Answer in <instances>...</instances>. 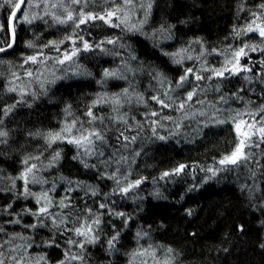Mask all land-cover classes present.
<instances>
[{"label": "trees", "instance_id": "trees-1", "mask_svg": "<svg viewBox=\"0 0 264 264\" xmlns=\"http://www.w3.org/2000/svg\"><path fill=\"white\" fill-rule=\"evenodd\" d=\"M261 4H264V0H154L151 15L142 32H122L118 28H109L106 25L90 27L88 32L91 34L85 33V39L90 42L119 38L128 49L117 45L115 50L120 56L104 55L98 50L82 53L79 62L92 73L91 76L73 77L66 73L68 78L47 85L49 89L47 95H41L36 100H33L31 95L23 97L27 103L19 104L4 121L3 128L9 132V137L6 144H0V174L4 177L18 176L24 167V157L35 155L46 148L44 139L35 135L37 132L59 131L66 120L71 121L73 116L87 120L84 115L85 109L98 94L112 95L122 92L123 88L128 87V80H132L137 91L148 98L155 94L153 88H160L157 81L149 74L151 70L154 69L168 79L175 80L183 74L184 67L199 66L195 60H185L183 65L174 64L168 56L162 54L161 48L175 52L191 45L195 50L191 54L195 57L201 49V44L195 41H201L204 49L209 52L212 49L222 51L229 45L239 47L243 42H259L260 37L256 33L237 38L233 29L244 27L246 21L252 19L250 13L259 12ZM33 10L39 11V9ZM137 15V20L143 18L141 12L138 11ZM7 17L8 10L0 9V24L6 25ZM97 23L102 24L99 21ZM162 25L173 26L171 29L173 39L157 46L150 37ZM66 31L70 32V29H65L63 26L47 27L39 21L31 26L21 23L16 30L14 53L2 58L12 63V70L23 75L24 69L18 67L22 61V54H32L36 51L26 48V42L32 40L40 46L47 44L48 41H59L63 39ZM37 35L39 39H36ZM0 39L9 40L10 34L5 36L0 32ZM62 47H68V44ZM106 47L113 48L112 45ZM129 49L138 58L136 61H131L132 66H143L144 71L136 73L135 76L128 73V80L109 79L101 87L97 81L101 78L103 69L118 68L122 59L129 56ZM45 52L50 56L57 55L52 48H46ZM262 59L264 53L249 52L248 57L241 60L242 64H248L249 60L255 62L252 65L253 71L247 73L253 76L251 85L242 79L245 73L220 81L223 94L229 97L228 105L223 107L231 106L232 109L242 110L246 106L257 108L264 105V83H261L260 78L255 75L264 72L259 63ZM207 60L211 66L218 67L223 57L212 53L207 56ZM25 67L41 66L26 65ZM55 67L59 68L58 65ZM41 71H44L42 67ZM51 71L50 64L44 75L50 78ZM203 74L209 75L208 72ZM9 76L8 64L0 66V108L21 99L17 94L5 90ZM216 82L212 80L201 83L207 87ZM249 89L253 90L249 91ZM31 90H38V86ZM237 92L241 100L231 98L232 94ZM219 95L220 93L209 91L207 98L209 101H215ZM149 103L153 108H159L154 102L149 101ZM68 106H71V116L64 111ZM105 106L96 109L97 116L107 118L116 115L110 105L105 104ZM200 107L198 104L195 105V110ZM206 110L212 111L211 108ZM145 111V108L135 102L125 104L120 109L122 114H127L129 124L132 126V130L126 135H137L135 124L136 121H144ZM164 112L179 119L177 113L168 112L167 109ZM205 119L198 116L196 120L183 121L186 126L180 129L181 135L167 141L154 139L148 130V125L144 124V131L139 133L136 144L129 145L128 150L120 148V152L125 156H129L132 150L141 152L140 156L135 158V163L130 165L129 179L144 178L140 188L130 192L127 198L119 194L110 195L108 198L109 207L132 217L127 228L123 227L119 218L107 215V209H99V203L104 200L103 195L92 196L90 192L85 195L87 190L83 187L85 185L96 187L101 193L110 194L115 187L113 180L101 178L97 168H85L78 160H74L73 156L76 154L74 145L67 143L53 145V148L61 150L62 155L56 167L43 172V176L49 181L44 187L50 188L53 183L55 184V191L51 195L58 202L65 195L64 190L69 187L67 181H72L73 187H76V182H81V187L68 193L75 207L65 208L63 211L71 212L73 218L84 216L86 215L84 208L87 204L94 210L105 213L102 217L104 223L101 227L104 231L101 233L100 241L85 248V264H144L145 259L147 264H154L151 258L133 256L137 249L147 248L150 245L162 262L169 256L167 249L171 248L172 264H264V167H262L264 155H257L255 158L260 164L253 162L247 167L220 172L216 178L205 182L206 175L210 174L202 169L210 166L219 167L216 161L230 153L235 143V132L230 123L210 124L204 127ZM105 124L110 125L109 130L106 131L109 144L104 146L105 157L99 159L93 157L89 160L90 164H97L100 169L104 166L99 161L110 156L118 147L116 139L119 135L118 129L125 127L107 119ZM169 127L173 125L170 124ZM161 134L168 135L164 130H161ZM51 151L48 149L43 152L41 159L45 164L47 163L45 158L50 159ZM252 151L259 153L260 149L253 148ZM132 154L134 155V152ZM179 164H186L189 167L180 175L160 179L164 171H171ZM115 167L116 165L112 164L107 171L111 172ZM250 169L256 171L255 178L251 176ZM17 184L22 186L21 181H17ZM157 189L165 198L153 196ZM39 191L40 189L35 190V192ZM13 201H15L13 203L15 212H20L24 207L34 211L37 209L32 198L17 200L10 192H0V207ZM53 211H60V208L56 207ZM10 219L12 217L0 215V227L5 229V233H0V242L14 235L17 238L12 241L13 246L30 242L32 246L27 249L29 256L33 259L44 256L46 264H60L64 259L65 250L69 248L66 241L69 237L76 239L70 231L61 235L50 228L32 231L24 227L25 223L35 222L31 215L23 216L22 223L18 225L8 224L7 221ZM113 224L121 228V237L116 250L110 253L107 249V239L108 234L113 231ZM54 232L60 246L46 247L44 242L51 239ZM137 232L146 235L138 240ZM19 236L30 239L22 240ZM21 251L22 248H17L12 254L18 255ZM73 251L80 250L73 248ZM71 264L77 262L73 261Z\"/></svg>", "mask_w": 264, "mask_h": 264}, {"label": "snow or ice", "instance_id": "snow-or-ice-1", "mask_svg": "<svg viewBox=\"0 0 264 264\" xmlns=\"http://www.w3.org/2000/svg\"><path fill=\"white\" fill-rule=\"evenodd\" d=\"M154 0H0V9L8 10L7 24H0V32L5 36L11 34V42L7 39H0V66L8 64L10 76L7 78L5 90L8 93H15L20 100L13 104H9L0 108V144L8 142L9 132L3 128L5 119L14 111V109L21 103H27L23 97L31 95L33 100H36L41 95H47L49 89L47 85L55 84L61 79L68 78L66 73L73 77L91 76L92 73L80 64V57L82 53H89L99 51L104 55L120 56L116 51L117 45L121 48L128 49V46L123 44L119 38H107L100 41H92L85 39V33L90 27H102L106 25L109 28H118L122 32H142L143 26L147 23L148 17L151 15V10ZM259 12H251V20L246 21L244 27L234 28L233 32L237 38L246 36L250 33H256L260 37L257 43L243 42L239 47L227 46L224 50L212 49L211 52L204 49L201 41L195 43L201 44V49L195 57L191 54L194 49L191 45L180 48L175 52H169L167 49L161 48L163 55L168 56L174 64L183 65L185 60H195L199 66L184 67L183 74L178 79L170 80L162 73L151 70L150 75L160 85L159 89L153 88L155 94L146 98L142 92L137 91L132 80H128V73L133 76L138 72L144 71L143 66L133 67L131 61H136L138 58L132 54L129 49V56L122 59L121 65L118 68H104L101 78L97 81L103 87L109 79L128 80V87L123 88L122 92L108 95L107 93L98 94L96 98L86 107L84 115L88 118L82 120L74 117L71 121H67L60 128L59 131H49L47 133L37 132L35 135L44 139L46 148L42 149L35 155H28L23 159V170L18 176L4 177L0 174V192L12 193L13 196L19 200H28L32 198L35 200L37 209L34 211L31 208L24 207L20 212H15L12 203L0 207V215H7L12 217L8 220V224L18 225L22 223L23 216L31 215L34 218V223H25L23 226L35 231L39 228L54 229L55 232L61 235L67 232H72L76 239L68 238L66 243L69 248L65 250L64 259L60 264H71L75 261L77 264H85V248L89 244H95L100 241L101 233L104 229L101 225L104 223L102 217L105 215L103 211H96L92 207L85 204L84 212L86 215L73 218L72 213H65V208L72 209L75 206L72 204V197L68 195L76 191L77 187H81V182H76V187H73L72 181H67L69 187L66 188L65 195L55 201L51 193L55 191V184L52 187L45 188L44 185L49 181L40 173L48 171L56 167L61 159L62 152L53 148L57 143H67L74 145L76 154L73 156L74 160H78L85 168H97L100 172L101 178L113 180L115 187H113L110 194L101 193L96 187L85 185V195L88 192L92 196H104V200L99 203V209H107V215L113 218H119L124 228H127L132 217L124 212L116 211L109 207L107 201L110 195H121L127 198L130 192L140 188L144 183V178H137L135 180L129 179L131 175L130 165L135 163V158L140 156L139 150H132L129 156H125L120 152V148L128 150L129 145L136 144L139 139V133L144 131V124L148 125V130L152 133L154 139L160 141H167L174 136L181 135L180 129L186 125L183 121L196 120L197 117H205L203 126L208 127L210 124L223 125L230 123L232 130L235 132V143L230 153L223 155L216 161V166H210L202 169L210 175H206L205 182L217 177L218 173L247 167L250 163L255 162L260 164V161L255 159L257 155H264V105L257 108L245 107L244 109H232L228 105L229 97L225 96L221 90L222 80H228L232 76L240 75L242 79L249 85L253 82V76L248 75L253 71L252 65L254 61L249 60L248 64H242L241 60L247 58L249 52L264 53V4L259 5ZM33 9H39L34 11ZM243 10V8L241 9ZM141 12L142 19L133 20L132 17ZM42 22L47 27H60L70 29L66 31L63 39L59 41H48L47 44L36 45L34 41L26 42L25 47L28 49H36L32 54H22V61L18 67L24 69L23 75L15 70H12V63L3 59L14 53L16 44V30L21 23L29 26L36 22ZM102 22L99 24L97 22ZM83 26V27H82ZM173 26L162 25L155 30L150 37L154 44L159 46L160 43L170 41L173 39L171 31ZM157 37L159 39H157ZM39 35L36 39H39ZM68 47H62L65 44ZM106 45H112L113 48H107ZM46 48H52L57 55L50 56L45 52ZM215 53L222 56L223 61L218 67H213L208 63L207 56ZM260 67L264 69V59L260 62ZM52 66L50 78L44 75L49 65ZM26 65L41 66L30 68ZM59 66L56 68L55 66ZM208 72L205 76L203 73ZM260 78V82L264 83V72L255 74ZM194 78V79H193ZM216 80L215 84H209L205 87L201 82ZM167 85V87H165ZM38 86V90L32 91L33 87ZM243 89H241L242 91ZM253 89H249L252 91ZM214 91L220 93L215 101L208 100V92ZM232 99L241 100L239 93H233ZM149 101L154 102L159 108H153ZM135 102L141 105L146 111L143 113L144 121H136L135 129L137 135L128 136L126 133L132 130L129 124L126 113H121L120 109L125 104H132ZM110 105L115 116L103 117L97 116L96 109L103 105ZM200 105L198 110H195V105ZM29 107L31 104L28 105ZM211 108L209 112L206 109ZM177 113L179 119L174 118L164 112ZM69 116L72 115L71 106L64 109ZM247 117V119H245ZM258 117V118H257ZM110 120L115 124H123V129H118L119 135L116 137L118 147L113 153L100 160L103 164V169H100L97 164H90L89 160L93 157L99 159L105 157L104 146L108 145L106 131L109 130L110 125L105 124V120ZM135 120V117H133ZM200 123V121H197ZM173 127H169V125ZM100 126H104L101 128ZM164 130L168 135L161 134ZM199 132V129L197 130ZM260 149L259 153L253 152L252 149ZM51 149L49 153L50 159H47L45 164L41 157L43 152ZM131 157V159L129 158ZM32 161H38L35 163ZM115 164L113 171L108 172V168ZM189 166L186 164H179L171 171H164L160 179H165L169 176L180 175L185 172ZM264 167V166H262ZM250 174L253 178L256 177V171L250 169ZM17 181L22 182V186H18ZM33 185H39L40 191L32 190ZM153 196L156 198H165L163 193L157 189ZM59 207L60 211H53L54 208ZM191 213L189 212V215ZM71 222V227L69 223ZM113 231L108 234L107 249L111 253L116 250L117 244L121 237V228L115 224L112 225ZM241 231L243 229L241 228ZM55 232L51 239L44 242L46 247H59V242L55 239ZM0 233H5V229L0 227ZM146 234L137 232V238L142 239ZM6 236V234H5ZM17 236L5 238L0 242V264H46V258L40 256L39 258H31L27 253V249L32 245L27 243L25 245H12V241ZM22 240H29L30 238L19 236ZM9 247H5V246ZM17 248H22L18 255H13ZM73 248H78L80 251H73ZM172 249H167L169 256L162 262L156 255L155 250L150 245L147 248L137 249L133 253L134 257L151 258L154 264H172ZM147 264V259L144 260Z\"/></svg>", "mask_w": 264, "mask_h": 264}, {"label": "rangeland", "instance_id": "rangeland-1", "mask_svg": "<svg viewBox=\"0 0 264 264\" xmlns=\"http://www.w3.org/2000/svg\"><path fill=\"white\" fill-rule=\"evenodd\" d=\"M132 19H133V20H137V19H138V15H137V13L132 17ZM103 107H106V106L103 105ZM40 174L43 176V172L40 173ZM31 187H32V190H33V191H35L36 189H37V190L40 189V186H39V185H33V186H31ZM33 188H34L35 190H34Z\"/></svg>", "mask_w": 264, "mask_h": 264}, {"label": "water", "instance_id": "water-1", "mask_svg": "<svg viewBox=\"0 0 264 264\" xmlns=\"http://www.w3.org/2000/svg\"><path fill=\"white\" fill-rule=\"evenodd\" d=\"M9 42H11V34H10V39H9Z\"/></svg>", "mask_w": 264, "mask_h": 264}]
</instances>
